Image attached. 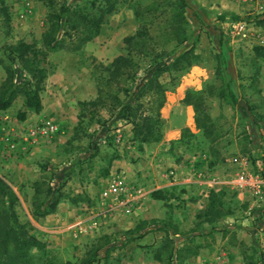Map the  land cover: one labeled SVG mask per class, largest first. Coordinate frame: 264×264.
Here are the masks:
<instances>
[{"label": "rangeland", "instance_id": "rangeland-1", "mask_svg": "<svg viewBox=\"0 0 264 264\" xmlns=\"http://www.w3.org/2000/svg\"><path fill=\"white\" fill-rule=\"evenodd\" d=\"M105 2L0 4V83L5 67L44 75L38 113L22 97L0 111V181L17 223L52 264H82L94 246L89 264H222L225 250L235 254L226 264H264V193L255 202L236 185L264 183V0H117L87 41L64 19V9L98 18ZM52 14L64 49L46 52ZM19 43L32 48L26 62ZM118 57L127 63L113 77ZM44 120L56 133L25 141ZM119 172L140 190L127 216L100 199Z\"/></svg>", "mask_w": 264, "mask_h": 264}, {"label": "trees", "instance_id": "trees-1", "mask_svg": "<svg viewBox=\"0 0 264 264\" xmlns=\"http://www.w3.org/2000/svg\"><path fill=\"white\" fill-rule=\"evenodd\" d=\"M117 0H106L104 7L99 10L100 16L98 18H87L80 12H67V9L62 10L65 21L70 24V28H74V23H80L85 26L91 34L86 35L83 39L87 41L92 35L96 34L98 27L101 24L102 17L109 14L112 11L113 4ZM182 5L184 0H178ZM3 0H0L2 4ZM5 11V9L2 8ZM68 14V15H67ZM73 20H70V18ZM57 15H51L48 25V30L44 35V49L46 52H53L55 50L64 49L63 40H56L53 38L52 33L54 28L57 26ZM257 25H264V15L256 17ZM140 36V33H138ZM131 38L126 39L129 42ZM14 51L18 55L20 61L26 62L24 56L32 51L31 46L19 43L14 47ZM258 51V49H256ZM127 63L125 57H118L112 61L113 69L112 76L116 77L121 74L120 69ZM154 71V68L151 69ZM150 71V72H151ZM31 73V78L29 80L23 79L22 77H16L15 72L4 68V79L0 83V111H5L9 108L11 103L17 98L22 97L24 100V106L27 109L32 110L34 113H38L41 109L39 93L41 91V83L44 79L43 70L40 68L29 69ZM138 89V85L135 90ZM185 104H189V96L183 99ZM95 102L89 104L95 105ZM130 102L124 103V108H128ZM145 117L144 119H146ZM147 126V125H146ZM146 130L147 129L146 127ZM153 195V194H152ZM155 195V194H154ZM5 201V206L0 207V264H34L31 262V257L28 253H38L39 257L37 259L40 264H52L51 259L43 258L42 250L43 245L37 243L33 238L26 235L23 230V225L17 223L16 216L13 211L14 197L9 192L8 188L0 181V202ZM54 205L53 203L50 206ZM51 208V207H50ZM40 213H44V206L40 207ZM106 239V238H105ZM98 246L92 247L85 254V257L80 260L82 264H89V260L98 252ZM178 259V256H176ZM30 260V261H29ZM65 264L69 262L65 261Z\"/></svg>", "mask_w": 264, "mask_h": 264}, {"label": "built area", "instance_id": "built-area-1", "mask_svg": "<svg viewBox=\"0 0 264 264\" xmlns=\"http://www.w3.org/2000/svg\"><path fill=\"white\" fill-rule=\"evenodd\" d=\"M245 1L250 3H260L263 0ZM230 30L236 34H239L242 33L243 27L238 23H234L230 25ZM56 131L57 128L52 122L44 120L25 130V141L33 140L37 137L47 138L50 135L55 134ZM4 142H6L5 147L7 149L12 148V139L4 137ZM168 175L171 178H174L172 172H169ZM236 185L240 189H247L251 191V194L255 198V202L263 201L262 195L264 193V183L261 182L258 176L241 175L238 177ZM139 197L140 190L133 186H129L126 183V177L122 172L109 175V177L105 180L104 187L100 191L101 201H109L111 206L110 208L116 210L124 216L131 214L139 200Z\"/></svg>", "mask_w": 264, "mask_h": 264}, {"label": "crops", "instance_id": "crops-1", "mask_svg": "<svg viewBox=\"0 0 264 264\" xmlns=\"http://www.w3.org/2000/svg\"><path fill=\"white\" fill-rule=\"evenodd\" d=\"M220 256L222 257V260H221L222 264H226V262H223V259H225V261H228V259L232 258L233 256H235V254H231L230 251L226 252V250H225L224 253L220 254ZM188 259H190V258H188ZM200 264H202V263H200ZM204 264H206V263H204ZM215 264H217V263H215ZM220 264H221V262H220Z\"/></svg>", "mask_w": 264, "mask_h": 264}]
</instances>
